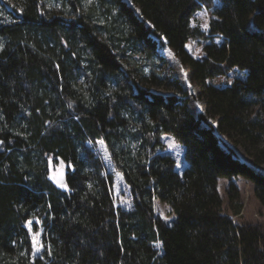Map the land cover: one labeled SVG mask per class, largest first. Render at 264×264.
Listing matches in <instances>:
<instances>
[{
	"label": "trees",
	"instance_id": "1",
	"mask_svg": "<svg viewBox=\"0 0 264 264\" xmlns=\"http://www.w3.org/2000/svg\"><path fill=\"white\" fill-rule=\"evenodd\" d=\"M218 1L0 2V264H264L263 225L224 213L218 190L220 178L244 177L264 206V174L217 135L264 165V0ZM213 7L208 30L193 25ZM194 39L206 41L203 58L187 50ZM163 46L201 89L197 117L187 91L159 69ZM234 69L245 77L209 82ZM161 86L172 93L153 91ZM164 134L184 145L182 175ZM97 143L131 208L116 205ZM51 161L66 164V188L51 178ZM228 194L239 215L233 181ZM155 197L170 205L171 223ZM30 221L43 229L37 256Z\"/></svg>",
	"mask_w": 264,
	"mask_h": 264
},
{
	"label": "rangeland",
	"instance_id": "2",
	"mask_svg": "<svg viewBox=\"0 0 264 264\" xmlns=\"http://www.w3.org/2000/svg\"><path fill=\"white\" fill-rule=\"evenodd\" d=\"M88 3L90 0H87ZM127 4L131 5V0H123ZM2 5L10 10H16V2L15 0H0ZM218 0H215V4H218ZM213 8L207 9L203 8L198 11L194 16L192 23L193 25L200 26L203 30H208L209 20L212 17ZM252 27V26H250ZM206 41H199L197 39L190 40L186 47L187 50L196 58H203L205 56L203 52V45ZM158 52L164 58L165 64L163 61L160 63V71L171 74L175 79L179 81L181 86L187 91L188 98V110L194 115L198 116L205 110V101L201 97V89L195 84L191 79V72L187 66H185L180 58L176 56L174 50L169 46H163L158 48ZM244 78L245 73L239 71L237 69L232 70L227 76H218L214 79H211L209 82L218 85L224 86L232 83V81L236 78ZM155 93H159L162 95H170L172 92L171 89L167 87H158L153 88ZM214 125L216 120L211 121ZM217 135L221 139V144L224 147H230L235 151L237 157L243 162L247 163L251 166L256 172L260 174H264V165L255 166L251 160V158L247 155L244 148L239 145L231 144L225 136L221 135L217 132ZM163 141L166 145V151L170 153L176 160L177 171L182 175L184 168L188 165L185 157H184V145L175 140V138L170 134H164L162 137ZM96 150L103 157L106 162V166L110 171H113L115 174V184H114V194L116 198V205L122 208H131L132 207V198L129 187L123 180L122 175L119 172H116L114 166L109 158L108 151L104 147L102 143H97ZM51 170V178L54 179L55 174L60 168H67L66 164L63 162H58L54 164L52 161L50 163ZM230 181H233L239 190L240 193V201L242 204V210L239 215H234L231 210V205L229 201L228 187ZM218 190L220 195L223 198V209L224 213L231 216L237 223L239 224H261L264 227V206L259 202L257 197L255 196L254 185L251 181L247 180L244 177L238 176L233 178L222 177L218 182ZM62 188H66L65 184L60 185ZM154 207L156 213L171 223L175 218L171 207L168 203L161 201L159 198H154ZM28 228L30 234L32 236L33 242V255L37 256L42 253L43 245H42V231L41 228H34L32 222H28ZM157 247L160 249V253H162L161 243L159 241L156 242ZM39 249V251H37Z\"/></svg>",
	"mask_w": 264,
	"mask_h": 264
},
{
	"label": "water",
	"instance_id": "3",
	"mask_svg": "<svg viewBox=\"0 0 264 264\" xmlns=\"http://www.w3.org/2000/svg\"><path fill=\"white\" fill-rule=\"evenodd\" d=\"M54 182L57 185H62L65 184V180H66V169L65 168H60L57 173L54 176Z\"/></svg>",
	"mask_w": 264,
	"mask_h": 264
},
{
	"label": "snow or ice",
	"instance_id": "4",
	"mask_svg": "<svg viewBox=\"0 0 264 264\" xmlns=\"http://www.w3.org/2000/svg\"><path fill=\"white\" fill-rule=\"evenodd\" d=\"M37 251H39V249Z\"/></svg>",
	"mask_w": 264,
	"mask_h": 264
}]
</instances>
